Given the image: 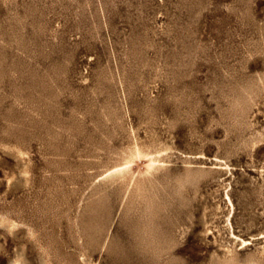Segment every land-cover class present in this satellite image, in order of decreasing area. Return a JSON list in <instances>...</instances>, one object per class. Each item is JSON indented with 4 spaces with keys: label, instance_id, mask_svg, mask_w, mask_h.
Returning a JSON list of instances; mask_svg holds the SVG:
<instances>
[{
    "label": "rangeland",
    "instance_id": "374dc122",
    "mask_svg": "<svg viewBox=\"0 0 264 264\" xmlns=\"http://www.w3.org/2000/svg\"><path fill=\"white\" fill-rule=\"evenodd\" d=\"M263 74L264 0H0V264H208L218 228L242 255L264 243ZM159 140L153 184L103 178ZM216 163L180 195L187 165Z\"/></svg>",
    "mask_w": 264,
    "mask_h": 264
},
{
    "label": "bare ground",
    "instance_id": "6f19581e",
    "mask_svg": "<svg viewBox=\"0 0 264 264\" xmlns=\"http://www.w3.org/2000/svg\"><path fill=\"white\" fill-rule=\"evenodd\" d=\"M259 80L262 83L264 81V74L259 76ZM256 86H260L256 85ZM260 91L255 89V86L251 88V90L248 91L247 94H244L242 92H238L237 96H239L237 99L235 97V100L240 102L239 105H233V108L236 111V121L241 125H244L245 122L247 124L246 120V113L248 112L250 106L252 103L256 100L258 94ZM234 100V101H235ZM258 100V99H257ZM264 132L258 131L254 134V137L251 138L248 142V144H251L252 146L258 144L260 141L263 140ZM159 150L154 155H150L149 153H145L140 146L136 145L128 159L126 161L119 165L115 166L112 169L108 170L104 174V179L107 180H118L120 179L121 182H123L125 179L130 178V183L134 184L137 189H141L144 187V184L146 181H149L153 184L154 178L153 175L158 169H161L164 167L162 155L167 154L168 149L170 148V145L167 142L159 140ZM257 146V145H256ZM16 150V149H15ZM14 157L18 160L19 164V176L18 179L19 182L27 183L28 182V168L26 166V162L23 159V153L20 152L18 149L17 151L13 152ZM136 156H144L146 158L145 163V169L143 171L137 172L135 175L132 172V169L130 167L132 157ZM223 169L222 165L220 163H216L212 167H206V166H190L187 165L185 176L180 177L178 176L176 178V181L178 182L179 193L182 195V191L180 190L182 188H186V185H192L194 187L199 186L202 182L209 179L214 174L218 173ZM184 191L186 189H183ZM226 193V192H225ZM228 194V193H227ZM230 200V198L228 197ZM210 217L208 216V205L206 202L202 203V212L200 215V221L204 224V233L209 232L210 228L208 226V223L210 221H213V219H216L217 216L222 214L221 206L219 204H216L215 207L212 208V211L210 212ZM226 221L228 222V212L225 214ZM15 224L10 222L6 219V217L0 215V229H6L8 231L15 230ZM183 232H186L185 229ZM219 239L215 236L214 240L218 243L220 242L219 247L221 248V253H217L214 256H212L211 261L208 262V264H264V243H261L259 246H257L254 250H250L245 253V255H242L240 252V248H237L235 244V240L237 239V236L235 235V240H230L222 237V233L220 229H217ZM264 234V231L261 232ZM234 235L232 232L230 233ZM182 237V236H181ZM233 237V236H232ZM245 241L243 239H240L239 245L244 246ZM1 245V244H0ZM7 264H30L28 258L24 254L22 250H15L14 255L9 259ZM39 264H51L45 257L40 258Z\"/></svg>",
    "mask_w": 264,
    "mask_h": 264
}]
</instances>
